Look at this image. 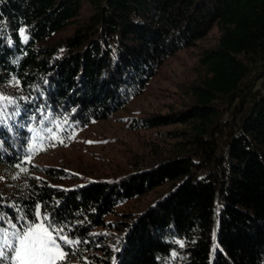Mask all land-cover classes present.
Listing matches in <instances>:
<instances>
[{
  "label": "trees",
  "instance_id": "16d2710c",
  "mask_svg": "<svg viewBox=\"0 0 264 264\" xmlns=\"http://www.w3.org/2000/svg\"><path fill=\"white\" fill-rule=\"evenodd\" d=\"M214 28L219 44L201 54L192 105L135 125H184L175 152L70 190L34 184L16 201L0 193V225L35 221L41 206L80 241L62 245L65 264H264V0H0V163H20L33 125L109 118ZM166 184L108 241L107 216Z\"/></svg>",
  "mask_w": 264,
  "mask_h": 264
},
{
  "label": "rangeland",
  "instance_id": "374dc122",
  "mask_svg": "<svg viewBox=\"0 0 264 264\" xmlns=\"http://www.w3.org/2000/svg\"><path fill=\"white\" fill-rule=\"evenodd\" d=\"M88 13L85 6L83 16ZM73 31L74 27L65 29L51 43L71 35ZM220 36V30L214 28L195 47L184 49L169 58L157 76L150 81L145 93L132 99L123 109L105 120L77 127L68 118H62L26 128L28 144L20 163L11 167L0 163V193L16 201L19 197L28 195L34 184L70 190L97 179L119 178L150 165L161 156H169L175 152L180 138L173 135L184 130V125L157 129H141L135 125L141 119L177 114L192 105L191 89L206 75L199 62L201 54L204 50L216 48ZM57 123L64 129L59 133L64 144L56 143L52 146L53 142L46 139L47 129L55 131ZM36 133L45 137L42 142L46 150L32 155L29 148ZM69 136L72 138L69 139ZM29 156H32L31 163H26ZM169 190L170 184H166L117 207L115 214L105 218L108 223L115 224V228L102 231L108 236V241L118 239L123 234L118 229L122 223L154 206ZM13 223L22 229L27 226L28 221L18 215L13 220L4 219L0 228L14 231L10 228ZM174 263L171 261L167 264Z\"/></svg>",
  "mask_w": 264,
  "mask_h": 264
},
{
  "label": "snow or ice",
  "instance_id": "6c2138e0",
  "mask_svg": "<svg viewBox=\"0 0 264 264\" xmlns=\"http://www.w3.org/2000/svg\"><path fill=\"white\" fill-rule=\"evenodd\" d=\"M20 35L26 42L28 36L25 35L24 30L20 31ZM7 99V97L0 96V103ZM55 129V131L52 128L47 129L46 139L53 142L52 146L56 143L64 144V140L59 135L64 131L63 127L57 123ZM44 139L45 137H42L40 133H36L29 148L32 155L46 150L42 142ZM31 159L32 156H29L25 162L31 163ZM10 228L14 231L0 228V264H65L68 253L62 245L71 247L80 243L79 240H74L64 234V228L54 225L51 217L43 212L39 205L35 222H28L27 226L22 229L13 223L10 224ZM178 243L181 247L184 246L183 242ZM172 255L175 257L176 253L173 252Z\"/></svg>",
  "mask_w": 264,
  "mask_h": 264
}]
</instances>
